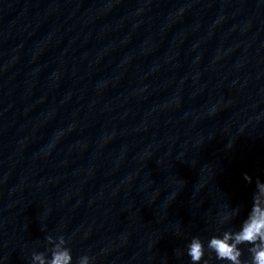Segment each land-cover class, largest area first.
<instances>
[{"label":"clouds","instance_id":"1","mask_svg":"<svg viewBox=\"0 0 264 264\" xmlns=\"http://www.w3.org/2000/svg\"><path fill=\"white\" fill-rule=\"evenodd\" d=\"M231 145H229L230 147ZM248 183L252 177L244 175ZM229 211L219 216L218 224H230L240 215V209L228 205ZM219 235H212L207 243L200 236H192L183 254L190 258L189 264H209L210 260L226 261L228 264H264V181H255V191L247 216L238 229L227 228ZM46 251H33L30 264H73L72 250L64 235L45 237ZM247 253V255H245ZM94 257L82 255L76 264H92Z\"/></svg>","mask_w":264,"mask_h":264}]
</instances>
